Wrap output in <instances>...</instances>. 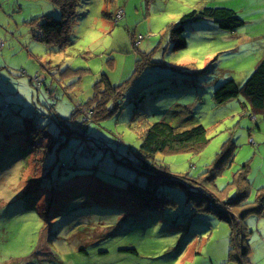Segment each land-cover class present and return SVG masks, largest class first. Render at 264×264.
I'll return each instance as SVG.
<instances>
[{
    "label": "rangeland",
    "instance_id": "rangeland-1",
    "mask_svg": "<svg viewBox=\"0 0 264 264\" xmlns=\"http://www.w3.org/2000/svg\"><path fill=\"white\" fill-rule=\"evenodd\" d=\"M75 1L71 42L56 52L31 37L34 19L61 18L53 0H0V264H264V203L238 217L264 193V115L250 116L243 96L212 99L264 58V0ZM214 7L243 24L187 23L179 46L170 29ZM102 78L122 99L110 100L111 113L84 115ZM161 121L206 129L201 152L155 157L162 173L199 184L187 192L159 183L173 206L138 192L148 186L143 134ZM238 188L245 255L230 250L229 213L206 210Z\"/></svg>",
    "mask_w": 264,
    "mask_h": 264
},
{
    "label": "trees",
    "instance_id": "trees-1",
    "mask_svg": "<svg viewBox=\"0 0 264 264\" xmlns=\"http://www.w3.org/2000/svg\"><path fill=\"white\" fill-rule=\"evenodd\" d=\"M56 5L60 7L61 10V18L54 19L49 16H43L40 18H36L32 21V31L31 37L37 41L48 46L54 47L56 52H61L63 48L69 45L71 27L74 14V7L76 5L75 0H53ZM204 19H212L217 26L226 31H235L239 26L243 24V22L236 16L235 12L227 8H204L203 10L196 12L192 11L186 16H183L178 25L173 26L170 29V34L173 38H177L178 45L181 47H185L186 43L182 36V32L187 23L195 22ZM103 83L104 89L100 91V84ZM116 87H112L107 79L102 78L101 81L97 82L94 86V96L93 98L86 103V107L83 109L84 115H93L95 110L101 112H109L114 111L115 103H111V107H108L110 104V100L116 97V99H122L121 92H117ZM239 96H243L249 106L251 111L250 116L264 115V58L258 63L254 71L249 75V77L243 82L242 85L236 83L234 80H228L224 82L222 85L216 88L212 95V99L218 105L229 102L233 99L238 98ZM136 98H133V102H135ZM115 101V99H114ZM247 107L245 106V109ZM84 123V116L81 120V129L75 133L80 136L86 134V128ZM207 144L206 138V129L201 125H196L187 129H180L176 126H173L165 121L157 122L150 125L143 134L142 142L139 148L138 157L143 161L141 173L147 177L148 186L145 189H141L138 187V192H142L145 195L148 192H151L149 195L151 200L153 199H164L167 200L168 204L166 206H173V202L171 197H166L165 194H159V183H164L171 185L172 187H177L181 189H185L187 192L194 187L199 186L197 181H190L186 177H176L169 176V170L167 168H163L159 164H156V156L161 154H179V153H198L201 152L202 149ZM168 170V171H167ZM161 171H167L168 173H162ZM159 172V173H158ZM162 176L166 178L169 177L168 180L160 179L157 177ZM243 180V178L241 179ZM245 181V180H244ZM192 187V188H191ZM202 189V186H201ZM200 188L196 190L199 194L206 195V193L202 192ZM205 196H195L200 205L205 203ZM206 198V197H205ZM144 202L147 205L152 206V202L150 203V198H144ZM246 199V190L237 191V198L233 201H228L226 203L221 204L219 211L213 206L215 204H210L207 206L206 210L210 212L217 213L224 218V215L229 213L228 220L231 223V234H230V243L233 246L230 250H239L242 251V254L245 255V250L243 249L244 241L242 244H236V239L239 236H246V231L238 225L237 221H235V213L237 209H241L243 206H247L245 203ZM214 203V200L211 199ZM198 203V204H199ZM264 203V193L262 195L257 196L256 202L254 203V207L247 208L242 211V213L238 214V217H242L244 215H248L251 213H259L262 211V206ZM151 204V205H150ZM246 204V205H245ZM157 206V205H154ZM231 212V213H230ZM222 213V214H221ZM233 214V215H232ZM231 216V217H230ZM240 238V237H239ZM241 250H240V249Z\"/></svg>",
    "mask_w": 264,
    "mask_h": 264
},
{
    "label": "built area",
    "instance_id": "built-area-1",
    "mask_svg": "<svg viewBox=\"0 0 264 264\" xmlns=\"http://www.w3.org/2000/svg\"><path fill=\"white\" fill-rule=\"evenodd\" d=\"M118 16V15H117ZM117 16H116V18H117Z\"/></svg>",
    "mask_w": 264,
    "mask_h": 264
}]
</instances>
